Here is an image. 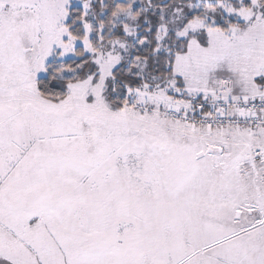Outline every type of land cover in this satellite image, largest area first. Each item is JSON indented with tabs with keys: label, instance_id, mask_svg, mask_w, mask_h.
I'll use <instances>...</instances> for the list:
<instances>
[{
	"label": "snow or ice",
	"instance_id": "1",
	"mask_svg": "<svg viewBox=\"0 0 264 264\" xmlns=\"http://www.w3.org/2000/svg\"><path fill=\"white\" fill-rule=\"evenodd\" d=\"M0 264H264V0H0Z\"/></svg>",
	"mask_w": 264,
	"mask_h": 264
}]
</instances>
